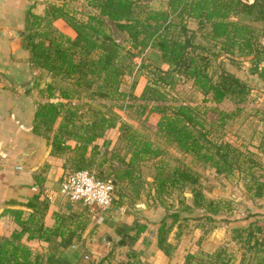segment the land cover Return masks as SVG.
<instances>
[{"label": "trees", "instance_id": "obj_1", "mask_svg": "<svg viewBox=\"0 0 264 264\" xmlns=\"http://www.w3.org/2000/svg\"><path fill=\"white\" fill-rule=\"evenodd\" d=\"M85 5L89 9L82 19L63 6L50 4L44 15H30L29 29L24 32L29 60L50 73V79L37 87V94L45 92L46 96H53L52 90L57 89L61 98L37 101L34 117L37 123L53 129L51 152L63 156L65 170L106 168L102 169L105 175L98 172L96 175L114 180V199H119L117 204L124 201L122 189L132 187L133 199L137 196L138 164L160 155L164 148L155 145L146 132L117 118L116 114L108 116L102 111H93L85 119L76 118L72 106L67 105L70 103L62 100L80 97V94L87 97L119 95L121 75L132 71V58L137 55L141 61L136 71L142 65H149L146 83L138 95H131L138 100L133 106L140 125L148 128L144 122L149 113L155 114L153 133L160 135L166 144L188 153L194 162L208 168V172L216 177L224 178L233 170L244 172L248 175L246 190L249 196L262 197L264 180L252 170L253 165H262L260 161L243 155V150L229 139L211 135L217 128L223 131L225 121L235 115L236 110L209 107L218 116L208 118L204 115L205 106L172 103L162 87L171 84L177 74L190 79L204 101L217 103L223 98H229L235 104L243 101L248 93L247 81L222 66L218 69L211 67L210 55L218 54L217 49L210 51L215 44L228 57L242 56L248 62V73L264 84V43L260 38L264 36V0H167L163 9H145L137 0H85ZM252 12L261 20L257 30L233 19L239 13ZM55 16L62 17L73 29L72 38L51 26L50 19ZM186 19L196 23L206 38L204 44L193 41L195 32L187 27ZM210 41L214 43L209 44ZM144 57L150 61L144 63ZM162 63L166 64L165 68L160 66ZM57 116L60 120L53 127ZM117 122L116 139L121 143L113 147L115 139L108 137L107 131ZM97 138L101 140L99 145L94 142ZM68 139L74 144L68 143ZM120 148L124 151L120 152ZM259 151L264 154V141L259 144ZM153 167L151 182L156 194L167 186L180 190L187 187L190 191L189 197L180 196L181 206L165 212L154 229V246L168 255L174 246L167 241L166 235L173 224L189 228V221H181L190 218L194 224L202 225L197 221L199 218H210L205 211L216 213L220 208L229 210L231 205L224 198L206 197L196 189L198 174L186 164L177 163L165 170L162 161ZM188 198L190 202H183ZM133 199L129 198L127 203L133 204ZM26 204L32 209L27 216L30 227L38 232L39 237L48 239L58 235L61 247L69 245L73 236L79 237L86 225L83 217L70 212L57 213L54 224L47 227L42 223L46 204L43 197L36 194ZM5 210L20 227L7 235H0V264H76L64 258L60 248H49L45 252L31 248L21 239L24 228L20 213L13 208ZM183 210L187 215L181 214ZM263 214V209H254L244 215L245 219L249 218L246 223L231 224V237L241 242L242 248L237 264H264ZM113 232L112 249L122 247L124 257L109 264H148L139 259L142 251L137 249L138 239L150 232L145 222L133 216L130 222L117 221ZM204 254L207 257L196 255L194 258L193 253L182 249L184 258L180 264H230L231 253L225 244L213 251L205 250Z\"/></svg>", "mask_w": 264, "mask_h": 264}, {"label": "crops", "instance_id": "obj_2", "mask_svg": "<svg viewBox=\"0 0 264 264\" xmlns=\"http://www.w3.org/2000/svg\"><path fill=\"white\" fill-rule=\"evenodd\" d=\"M50 4L63 6L77 18H82L79 17L83 15L81 10L88 8L83 0H0V235H7L20 227L5 210L13 208L20 213L21 226L24 228L21 239L31 248L45 252L57 247L67 251L85 245L93 251L103 249L99 243L105 246L112 243V238H115L113 228L117 221L130 222L136 216L150 229L148 234H143L137 241V249L143 255L141 258H146L148 264H180L184 258L181 255L182 249L189 250L194 258L196 255L205 258V250L213 251L224 244L231 253L230 264H237L241 251L234 253L233 248H237L235 244L238 241L231 237L230 227L243 223L231 221V208H220L216 213L205 211L204 214L210 218L202 219L211 222L209 228L204 226V220L202 225H192L207 231L205 239L203 235H192L191 228H187L179 237L181 226L173 224L166 238L175 250L167 255L154 246V229L165 212H169L162 202L158 203L154 199V204L149 205L142 198L138 203L125 206L113 200L114 203L109 207L93 210L81 201L70 200L60 193L59 181L66 171L64 158L51 152L53 129L49 130L37 123L34 117L37 101L55 99L44 95L41 100L42 95L37 94V87L43 83L37 76L44 69L29 60V49L24 39V32L29 29L30 15H44ZM50 24L71 38L75 34L60 16L52 17ZM59 120L60 116H57L53 127ZM94 142L99 145L101 140L97 138ZM36 194L43 197L46 203L42 214L43 225L51 227L57 213L78 214L86 221L79 237L73 236L65 247L58 243V235L48 239L39 237L27 220L32 209L26 201H30ZM117 250H122V247Z\"/></svg>", "mask_w": 264, "mask_h": 264}, {"label": "rangeland", "instance_id": "obj_3", "mask_svg": "<svg viewBox=\"0 0 264 264\" xmlns=\"http://www.w3.org/2000/svg\"><path fill=\"white\" fill-rule=\"evenodd\" d=\"M83 2H85V0H83ZM137 3L139 5H144L145 9H163L166 7L167 0H137ZM86 9L89 8H83V10H81L83 11V15H79V17L85 18ZM233 19H237L239 22L247 23L253 26L256 30L259 29L261 25V20L254 12L249 14L239 13ZM185 23L187 27L193 29L195 32L193 41L204 44V42H206V38L202 36L201 30L197 29L196 23L192 19H186ZM114 36L119 39V36L116 33H114ZM263 37L264 36L262 35L260 36L261 40H263ZM122 42L126 44L125 41ZM213 43L214 42L212 41L209 42V44ZM212 46H214V48H210V51L217 49L218 54L214 56L210 55L211 67L218 69L222 66L226 69H229L246 80L249 84L248 93L243 101H241L239 104H235L229 98H223L217 103H213L210 100L204 101L202 99L203 95L193 86L191 80L177 74L174 75L175 78L171 84H166L162 88L166 91L167 98L172 103L184 102L192 105H199L201 108L205 106L206 112L204 115L208 118L218 116L215 111L208 109L209 107L215 106L218 109H223L226 111L235 109V115L226 120L222 127L224 132L217 128L216 131L212 132L211 135L218 136V138L222 137L224 139H229L232 143H234V145H238L239 148L244 151H242L243 155H248L254 161H260L259 163L262 165L259 166V164H255L253 165L252 170L259 179L264 180V154L259 151V144L261 141H264V84L256 76L248 73V62L245 59H242V56H231L233 57L231 58L228 57L224 51L218 49V44ZM126 48L128 49V47L125 45V49ZM132 60L134 62L132 71L130 73H124L121 75V80L118 86L119 90L121 91L119 95L116 94L114 97H87L83 94H80L81 96L76 98H62V100L70 103L67 105L70 107L72 106L71 109L74 111L73 114L76 118L79 117L80 119H85L89 117L93 111H102L108 116H114V114H116L117 118L131 124L141 132H146L155 145H159L160 147L164 148V151L160 155L146 161H141L138 164V194L133 199L134 195L131 192L132 187H129V189L128 187L122 189L125 192V197L122 198L124 201L120 203L126 206L128 205L127 201L129 198H132L134 203H138L141 201L140 199L144 198L146 203L151 205L154 204V199H156L158 203L162 202L164 207H167V211H171L174 208H179L181 206L180 196L182 194L187 197L190 196V191L187 189V187H182V190H180L177 187L167 186L163 189L164 191L160 192V194H156L153 189V184L151 182L152 174L155 171L153 165L157 163L160 165L163 161L165 170L168 167H172L174 164L182 163L184 165H188L190 170L196 171L198 174L197 179L199 181L197 184H195L196 189L200 190L206 197H211L213 199L224 198L230 201V212H232V216L234 217H231V219L235 222L239 221L244 224L247 222V219H249L244 218V215L248 211H253L254 209L264 210V205H262L264 203V195L262 197L255 198H251L249 196V191L246 190V178L248 175H245L244 172L239 173L238 171L233 170L224 178L214 176L212 173L208 172V168L201 166L200 163L194 162L188 153L181 152L172 145L166 144L160 135L156 136L157 134L153 133L152 129L154 126L152 125L156 118V115L153 113H149L147 119L144 122L148 128H143V126L140 125V121L137 118V113L134 111L135 108L133 106V103L138 102V100L134 97H131V95H138L143 85L146 83L148 77L147 67H149V65H142L140 66L139 70L136 71L135 69L141 61L140 56L133 55ZM149 61L150 58H143L144 63H148ZM160 66L165 68L166 64L162 63ZM37 77L43 82L40 86H43L44 81L50 79V73L44 69V71L41 72ZM52 92L55 95L52 96L53 99H61L59 98L57 89H53ZM41 95L42 99H40L43 100V96H46V93L42 92ZM236 106H238L237 109ZM117 124L118 122L107 131L108 137L115 139L113 147H117L120 142L118 139H116L118 131ZM67 141L68 143L74 144L72 139H68ZM123 151L124 149L120 148V152ZM108 153L107 155H109ZM102 169L106 170V168H101V170H99L97 167H94L91 170H93L95 173L98 172L101 174V176H103L105 174ZM113 193H116L115 189ZM114 201L119 202V199H114ZM114 201L112 203H114ZM183 202H190V200L189 198L186 200L184 199ZM138 213L136 214L138 215ZM181 214L187 215V211L183 210L181 211ZM222 215L224 216V214ZM203 220L204 219L199 218L197 221L199 223ZM187 221H189L188 227L191 228V234L203 235V239H205L204 235L207 233V231H202V227L200 228L199 226L197 228L193 227L192 225H194L195 221L190 218L182 220L181 223H185ZM203 223L207 228H209L211 225V222L206 220H204ZM175 227L177 228V226ZM193 228L195 229L193 230ZM186 229V227L181 225L179 237L183 235V232ZM232 233L233 232H231V234ZM235 245L237 248H233L234 253L242 251L241 242H238ZM99 246L103 249L97 250V248L96 250L90 251V249L88 250L85 245H81L77 248L72 247L67 251H62L61 254L64 258H67L76 264H109L111 261H115L117 258L121 259L124 257V250H117V248L113 250L112 243L108 244V246L99 243ZM109 250L112 252L109 253ZM84 254H88V258H85ZM141 256L143 257V255H140L139 259L142 261V263H148V260H146V258H141Z\"/></svg>", "mask_w": 264, "mask_h": 264}, {"label": "built area", "instance_id": "obj_4", "mask_svg": "<svg viewBox=\"0 0 264 264\" xmlns=\"http://www.w3.org/2000/svg\"><path fill=\"white\" fill-rule=\"evenodd\" d=\"M261 41L264 43V37ZM113 189L112 179L98 177L89 168L67 170L62 173L59 181V191L63 196L70 200H79L93 210L112 204ZM84 257L88 258V254H84Z\"/></svg>", "mask_w": 264, "mask_h": 264}, {"label": "water", "instance_id": "obj_5", "mask_svg": "<svg viewBox=\"0 0 264 264\" xmlns=\"http://www.w3.org/2000/svg\"><path fill=\"white\" fill-rule=\"evenodd\" d=\"M112 182H114V180H112Z\"/></svg>", "mask_w": 264, "mask_h": 264}]
</instances>
